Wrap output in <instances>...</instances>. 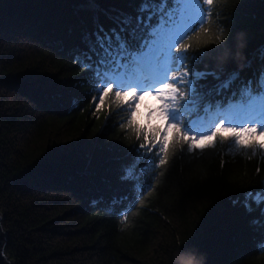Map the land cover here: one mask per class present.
<instances>
[{
    "label": "trees",
    "instance_id": "16d2710c",
    "mask_svg": "<svg viewBox=\"0 0 264 264\" xmlns=\"http://www.w3.org/2000/svg\"><path fill=\"white\" fill-rule=\"evenodd\" d=\"M96 2L94 12L82 7L86 0H0V212L8 255L14 264H264L249 215L232 204L264 179L259 154L233 156L226 146L186 154L143 197L120 180L122 158L141 141L120 127L110 98L96 110L90 74L72 53L86 50L82 35L97 20L115 27L110 17L135 15L140 0ZM213 7L228 23L221 33L214 11L209 31L193 36V49L209 50L198 67L222 64L251 77L258 61L242 66L264 45V0H214ZM114 193L127 199L113 207Z\"/></svg>",
    "mask_w": 264,
    "mask_h": 264
},
{
    "label": "snow or ice",
    "instance_id": "6c2138e0",
    "mask_svg": "<svg viewBox=\"0 0 264 264\" xmlns=\"http://www.w3.org/2000/svg\"><path fill=\"white\" fill-rule=\"evenodd\" d=\"M213 6L214 0H140L135 15L117 12L110 17L115 27L106 30L97 20L95 30L82 35L86 50L73 49L74 63L90 74L91 101L99 99L96 110L110 98L120 127L141 141L126 151L120 167V180L130 184L137 197L150 194L153 181L186 154L204 155L206 149L223 152L226 146L230 155L251 159L259 154L264 161V139H260L264 137V45L242 66L252 68L258 61L251 77L222 64L198 67L209 50L193 49V36L209 31L204 25L214 11L221 33L228 23L221 20L222 9ZM82 7L99 10L96 0H86ZM224 39L216 36L217 43ZM209 78L215 83H201ZM145 97H154L155 107ZM70 103L75 108L80 100L72 97ZM153 119L155 124L150 123ZM125 199L114 193L110 204L114 207ZM232 204L249 215V226L259 234L258 250L264 252V179L259 188L243 192L242 199L237 197ZM136 206L133 199L128 210ZM121 218L126 222L127 214Z\"/></svg>",
    "mask_w": 264,
    "mask_h": 264
},
{
    "label": "water",
    "instance_id": "95a60500",
    "mask_svg": "<svg viewBox=\"0 0 264 264\" xmlns=\"http://www.w3.org/2000/svg\"><path fill=\"white\" fill-rule=\"evenodd\" d=\"M3 219L4 216L0 212V264H14L13 260L7 253L9 232L4 226Z\"/></svg>",
    "mask_w": 264,
    "mask_h": 264
},
{
    "label": "rangeland",
    "instance_id": "374dc122",
    "mask_svg": "<svg viewBox=\"0 0 264 264\" xmlns=\"http://www.w3.org/2000/svg\"><path fill=\"white\" fill-rule=\"evenodd\" d=\"M152 98H154V97H152ZM261 138H263V137H261Z\"/></svg>",
    "mask_w": 264,
    "mask_h": 264
}]
</instances>
